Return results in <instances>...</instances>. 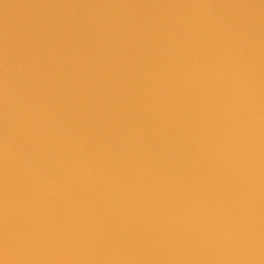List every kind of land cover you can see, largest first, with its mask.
Masks as SVG:
<instances>
[{
    "label": "water",
    "instance_id": "obj_1",
    "mask_svg": "<svg viewBox=\"0 0 264 264\" xmlns=\"http://www.w3.org/2000/svg\"><path fill=\"white\" fill-rule=\"evenodd\" d=\"M0 264H264V0H0Z\"/></svg>",
    "mask_w": 264,
    "mask_h": 264
}]
</instances>
